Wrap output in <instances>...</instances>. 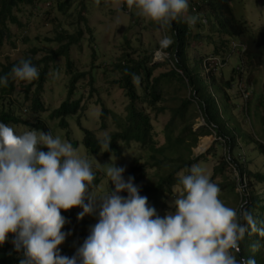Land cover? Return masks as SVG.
Instances as JSON below:
<instances>
[{"label":"trees","instance_id":"obj_1","mask_svg":"<svg viewBox=\"0 0 264 264\" xmlns=\"http://www.w3.org/2000/svg\"><path fill=\"white\" fill-rule=\"evenodd\" d=\"M71 1L0 0V49L6 40L10 41L11 26L23 27L17 14L22 13L24 7L39 11L47 4L46 16H49L50 11L57 13V16L53 18L57 22L53 32L55 36L44 40L50 49L43 58L36 59L38 51L32 49L29 54L19 56L13 62L7 59L4 64L0 63V76L8 74L22 58L30 59L39 70V77L32 81L31 86L25 87L21 103L17 99L13 101L10 96L15 80L9 77L7 86L0 85V101L8 100L5 103L7 106L1 105L0 123L10 127L24 123L31 129L50 132L45 120L41 118L44 109L40 94L44 91L45 76L53 67L52 63L59 58L65 60V68L72 79L69 81L66 100L49 114L48 119L60 120L59 127L66 129V119L81 110L83 97L81 90L86 87L90 89L88 98L93 97V94L97 96L101 94V90L94 86L91 76L93 70L78 72L70 56L73 49L79 53L83 50L82 43L86 39L92 51L91 69L100 68L96 65L97 50L88 25L87 0H78L79 5L75 8L77 22L73 20L71 24H68L72 33L63 27L62 19L58 18L71 15L67 14L70 11ZM188 4L189 8L185 16L173 21L170 28H162L163 31L164 29L168 31L173 40V43L164 50L168 54L166 62L167 65H171V70L152 78V72L160 65L153 62L154 53L136 58L126 52L122 54L112 64L113 69L120 76L119 80L112 84L118 86L124 95L126 105L120 113L103 105L100 117L99 130L102 132L100 139L96 138L92 131L85 129L82 143L90 154L96 155L104 149L102 142L108 138L109 149L107 151L104 149V156L108 158L122 157V153L127 151L130 161L127 164L126 180L133 177L134 185L139 187V194L147 197L148 207L155 208L158 212L167 207V197L174 195L173 189L179 186L178 173L192 165H198L201 161L217 158L218 155L213 148L206 152L205 156L202 155L194 160L191 158L192 150L196 148L199 139L213 136L223 147L224 155L218 158L219 163L213 168L212 180L218 175L221 181L216 184L224 200L228 196L231 197L235 202V209L239 211L241 207L246 208L256 219L257 226L264 227V135L257 137L256 131L253 130L254 123L259 119L260 125L263 124L260 133H264V100L262 98L264 85L259 87L261 95L259 94L257 100L252 102L249 97L246 98L243 106L239 107L237 104V95L242 97V82L256 86L258 83L253 72L264 75V34L252 29L246 22L242 4L237 0H188ZM125 8H127L126 4L122 9ZM134 9L136 8L133 7L131 10ZM29 13H31L30 10ZM187 15H198L199 19L194 26L185 22ZM78 24H84V30ZM206 27L209 28L206 32L211 33L213 38L216 40L219 38L220 46L214 45L213 50L205 55L195 52L192 58L190 57V52L194 51L192 46L206 45L205 43L210 39L209 34H205ZM228 46L239 57V64L231 69L229 75L223 70L227 62ZM127 47L129 48V44ZM194 49L197 51L196 47ZM212 58L220 62V65L213 69L208 62ZM87 79L88 82H86ZM170 84H180L183 88L189 89L190 97L179 98L181 101L179 107L158 108V103L163 101L164 97L163 86L169 88ZM33 86L35 89L30 95ZM235 89L236 92L233 94L232 91ZM246 90L249 91V88ZM211 91L214 92V96L211 95ZM74 93L80 95L76 100ZM174 97L177 96L172 98ZM26 103L29 104L24 108ZM192 103L196 108L194 112H188L187 108ZM221 105H223V114ZM250 108L252 111L249 117ZM16 110L19 112L15 113ZM23 110L31 117L37 118L36 121L29 125L22 121L20 113ZM234 110L247 117L243 118L242 126H236L227 118V115L232 114ZM166 111L169 119L159 135L151 124L154 119L150 118L147 112L154 114ZM257 114L260 116L256 117ZM197 118H201L205 126L195 130L194 121ZM72 146L75 147L76 144L72 143ZM248 147L251 148L247 150ZM256 153H258L257 156ZM94 173L95 179L90 186L97 185L101 179L99 172ZM239 186L241 192L237 193ZM120 195L126 197L127 192H121ZM74 208L80 207H73L67 211L61 210V215L66 220L63 226L65 231L74 234V244L79 248L89 235L88 223L77 219ZM91 215L95 217L94 212ZM160 215L162 213L159 212ZM13 239L14 234L10 233L7 241L0 245V264H20L23 249L17 252L12 243ZM257 242L260 247L253 251L251 246ZM240 249V253L237 254L238 259L252 257L256 264H264V237L258 234H246L240 242ZM75 253L76 251L72 253L60 251L61 255L69 258Z\"/></svg>","mask_w":264,"mask_h":264},{"label":"clouds","instance_id":"obj_2","mask_svg":"<svg viewBox=\"0 0 264 264\" xmlns=\"http://www.w3.org/2000/svg\"><path fill=\"white\" fill-rule=\"evenodd\" d=\"M113 2L117 10L124 4L129 9L135 7L139 16L161 28H170L189 8L188 0ZM95 3L99 5L100 0ZM198 19V15H187L185 22L194 26ZM172 43L171 37L163 36L160 50ZM9 77L31 82L39 77V70L30 59L22 58L8 74L0 76V85L7 86ZM109 145L105 138L102 146L106 151ZM104 149L95 156L104 155ZM112 160L104 170L114 190L97 197L89 189L97 188L101 179L90 186L96 171L70 142L54 137L51 131L28 129L16 134L14 125L0 123V245L8 234H14V249H23L20 264H256L254 258L238 259L237 254L245 235L264 237V227L257 226L246 208L238 211L226 206L219 198V186L205 169L192 165L178 173L177 198L173 201L176 210L160 217L155 208L148 207L147 197L139 194L134 178L125 180V168L115 166V157ZM98 199L97 215L94 203L98 209ZM73 207H80L73 211L77 219L87 221L88 227L89 218H98V222L69 258L60 254L58 246L66 235L61 231L66 223L61 210ZM251 247L256 251L260 244Z\"/></svg>","mask_w":264,"mask_h":264},{"label":"rangeland","instance_id":"obj_3","mask_svg":"<svg viewBox=\"0 0 264 264\" xmlns=\"http://www.w3.org/2000/svg\"><path fill=\"white\" fill-rule=\"evenodd\" d=\"M242 4L243 14L246 22L251 26L252 29L257 30L261 34H264V0H237ZM79 1H71L70 11L67 12L68 15L65 18L58 17L62 19V24L67 31L72 33L68 24H71L72 21H76V11L75 8L79 5ZM88 5V25L91 30V36L94 37L95 49L97 50V64L99 69H91V55L92 51L90 50L87 41L82 43V51L79 53L76 50L71 51V59L75 63V70L78 72H91V76L93 78L95 88H99L101 90V94L99 96L93 94L94 96L88 98V93L90 89L86 87V89H82L83 93L82 102H81V110L77 113V115L68 118L67 129H61L59 127L60 120H51L47 117L49 114L60 107L61 103L64 102L67 98V88L69 85L70 79H72L71 75L68 74V70L65 68V60L57 59L55 63H52L53 67L50 68L47 75L45 76L46 82H44V91L40 94V99L42 105L44 106V113L42 116L51 131V134L55 136H60L62 140H66L68 142L75 143L79 154L81 157L86 158L92 165V169L97 171L101 175V181L98 184L97 188L89 189L97 197L105 195L114 190V185L108 180L104 166L107 164L113 163L112 158L114 157H104L103 152L99 155H90L86 152L85 147L82 143L84 138V130H90L94 132L96 135L101 136L102 132H100V115L102 111L103 105L106 108L113 110L116 113L122 112L126 103L125 98L122 92L118 89V86L112 84L115 81H118L120 76L116 70L113 69V63L125 52L132 55V57L136 58L137 56H142L145 54L154 53V63H160L159 67L152 72V78L159 76L160 74L168 73L171 70V65H167L166 60H168V54L166 51L161 50L164 53V57L157 56L161 54L159 41L163 38V36L167 35L170 37L168 31L164 29L162 30L161 26L149 20L144 19L143 17L137 14V9L131 10L129 8L117 10L114 6L113 0H100L99 5L95 3V0H87ZM47 8V4L42 7L39 11L31 10L27 7H24L22 13L17 14V18L22 23L23 27L19 28L17 26H11L10 32V41H5L4 45L0 49V63L4 64L7 59L9 62H13L19 56H26L29 54L30 50L37 49L36 59H41L46 55V52L50 49V47L45 43L44 40L54 38V28L57 27V22L54 21V17L57 16L56 12L50 11L46 16L45 10ZM30 12L32 13H29ZM80 28L84 30V24H78ZM209 31V28L206 27L204 31ZM209 34L208 41L205 43L206 45H194L197 48L194 49L193 52H190V57H194V53H199L201 55L209 54L213 49V46H220L219 38H213L211 33L206 32L205 34ZM219 40V41H218ZM243 41V39H242ZM214 42L218 44H213ZM129 44V48L127 47ZM204 44V43H203ZM55 46V45H54ZM53 48L55 49V47ZM226 54H228L226 65L223 67L224 72L229 75L232 68L236 67L239 64V57L236 53L232 52L229 46L226 49ZM162 55V54H161ZM156 56V59H155ZM207 60V59H206ZM207 63V62H206ZM208 72V71H207ZM59 73V75H55ZM256 82L258 85H251L248 82H242L241 88H249L248 94H246L247 98L250 97V100L253 102L257 100L260 94V85H264V75L253 72ZM217 76H219V72H217ZM90 76H88L89 78ZM89 80L87 79L86 82ZM31 82H24L15 80L14 89L11 96V99L15 101H19L23 99V93L25 92V87L31 86ZM258 86V87H257ZM163 86V101L158 103V108H176L180 105V99H187L190 97V90L185 89L180 84H170L169 88ZM34 86L32 87V91H34ZM97 90V89H96ZM210 91V90H209ZM252 91V93H251ZM172 92V93H170ZM236 89L232 91L234 94ZM212 96H214V92H210ZM238 98V106H243L246 97ZM240 95V96H241ZM261 95V94H260ZM74 99H78L80 97L79 94L74 93ZM173 96L174 99L172 98ZM100 98V100H99ZM264 100V94H263ZM8 101V100H7ZM7 101H0V109L1 105L7 106L5 103ZM221 101V100H220ZM12 102V101H11ZM31 103V102H29ZM29 103L24 105V108L27 107ZM196 108V107H195ZM194 103L189 105L187 108L188 112H194ZM221 113L223 114V105L220 107ZM252 109L249 110V117ZM19 111L16 110L15 113ZM23 121L25 123L31 124L33 121H36L37 118L29 117V115L25 112H22ZM150 118L154 119L152 121V126L155 131L161 135V132L166 125L169 114L168 112L163 113H149L147 112ZM190 114V113H189ZM260 114H257V116ZM189 116V115H188ZM263 116V114H262ZM29 117V120H27ZM247 118L243 113L239 114L238 111H235L232 114H228L227 118H229L231 123H234L236 126H242L244 124L243 118ZM31 120V121H30ZM107 120L109 121L108 117ZM29 121V122H28ZM261 124V120L258 119V122H255V127L253 130L256 131L257 137L264 135V133H260V129L263 128V124ZM202 126H205V123L201 118H197L194 121V129H198ZM247 126V125H246ZM248 127V126H247ZM31 129L29 126L25 125H14V130L16 134H22L24 131ZM204 139L208 140V146L204 152H200L199 149L203 144ZM214 149L215 153H217V158L209 159L208 161H201L198 165L202 166L205 169L206 174L210 177L211 181L214 183H219L221 178L213 176V168L218 165L219 157L224 155V149L217 142L215 137L208 136L200 138L195 149L192 150V160L199 158L200 156L206 154L210 149ZM251 148V147H250ZM246 148L247 150L250 149ZM46 151V150H44ZM258 153H256V156ZM260 158V157H259ZM130 161V155L127 151L122 153V157L115 158V166L116 167H124L125 171L123 173V177L126 180V172L128 169L127 163ZM256 162V161H255ZM229 171V170H228ZM235 173V171H232ZM259 192L260 187H258ZM174 195L168 196L166 200V206L164 209L156 212L159 216V212L162 213L160 217H163L166 213H174L175 207L173 205V201L176 197V189H173ZM237 193L241 192L240 186L238 187ZM87 195L85 199H87ZM219 198L224 202V204L228 207L235 208L234 200L228 196L227 199L224 200L222 194L220 193ZM88 200V199H87ZM101 201L98 199V209L96 208V204L94 203V209L97 212V215L100 210ZM98 222V219L93 220L89 218V227L87 229L88 233H90L91 228ZM63 233H65V240L61 245L58 246L59 249L69 251L72 253L73 251H77L78 247L75 245V237L73 233H67L64 228L61 229Z\"/></svg>","mask_w":264,"mask_h":264},{"label":"built area","instance_id":"obj_4","mask_svg":"<svg viewBox=\"0 0 264 264\" xmlns=\"http://www.w3.org/2000/svg\"><path fill=\"white\" fill-rule=\"evenodd\" d=\"M159 52L162 55L161 54H158L157 56L161 57L160 59H162V57H164V53L161 50ZM155 59H156V56H155ZM208 62L210 64V68H212V69L213 68H216L218 65H220V62L217 59H215V58H212V59L208 60ZM242 89H243L242 90L243 97H246L247 98L246 94H248L249 91H247L246 88H242Z\"/></svg>","mask_w":264,"mask_h":264},{"label":"bare ground","instance_id":"obj_5","mask_svg":"<svg viewBox=\"0 0 264 264\" xmlns=\"http://www.w3.org/2000/svg\"><path fill=\"white\" fill-rule=\"evenodd\" d=\"M174 73H175V72H174ZM208 140H209V139H207V140L204 139V140L202 141L203 144H202V146H201L200 149H199L200 152H204V151L206 150L207 146L209 145V144H208Z\"/></svg>","mask_w":264,"mask_h":264}]
</instances>
